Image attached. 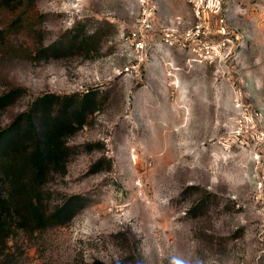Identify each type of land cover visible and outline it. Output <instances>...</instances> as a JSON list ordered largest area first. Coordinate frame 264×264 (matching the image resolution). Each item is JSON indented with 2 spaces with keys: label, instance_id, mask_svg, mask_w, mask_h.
Masks as SVG:
<instances>
[{
  "label": "rangeland",
  "instance_id": "374dc122",
  "mask_svg": "<svg viewBox=\"0 0 264 264\" xmlns=\"http://www.w3.org/2000/svg\"><path fill=\"white\" fill-rule=\"evenodd\" d=\"M198 3L31 0L11 28L0 8V95L24 88L0 128L45 93L96 106L48 184L87 203L0 264H264V0Z\"/></svg>",
  "mask_w": 264,
  "mask_h": 264
},
{
  "label": "trees",
  "instance_id": "16d2710c",
  "mask_svg": "<svg viewBox=\"0 0 264 264\" xmlns=\"http://www.w3.org/2000/svg\"><path fill=\"white\" fill-rule=\"evenodd\" d=\"M30 3L31 0H0V8L15 16L9 28L28 21ZM6 38V28L1 27L0 46ZM75 39L70 38L73 42ZM23 90L15 87L0 95V114ZM92 96V93L36 96L29 109L0 128V257L15 231L34 233L65 225L87 203L86 196L76 193L64 195L50 205L48 184L56 176L66 174L76 152L67 138L96 108Z\"/></svg>",
  "mask_w": 264,
  "mask_h": 264
},
{
  "label": "built area",
  "instance_id": "2783aa9c",
  "mask_svg": "<svg viewBox=\"0 0 264 264\" xmlns=\"http://www.w3.org/2000/svg\"><path fill=\"white\" fill-rule=\"evenodd\" d=\"M137 2H138V7H139V12H140V15L141 16H143V15H145V14H147L148 13V10H149V6L151 5V4H153V3H157V2H159V1H161V0H136ZM188 1H193V2H195L196 1V3H198V1H201L202 2V0H188ZM155 6V5H154ZM141 10V11H140ZM200 5H199V3H198V6H196V14L197 15H200Z\"/></svg>",
  "mask_w": 264,
  "mask_h": 264
}]
</instances>
